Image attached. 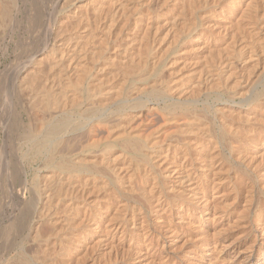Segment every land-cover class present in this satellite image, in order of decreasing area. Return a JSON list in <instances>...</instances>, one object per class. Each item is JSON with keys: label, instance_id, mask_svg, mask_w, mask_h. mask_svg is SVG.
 I'll use <instances>...</instances> for the list:
<instances>
[{"label": "bare ground", "instance_id": "obj_1", "mask_svg": "<svg viewBox=\"0 0 264 264\" xmlns=\"http://www.w3.org/2000/svg\"><path fill=\"white\" fill-rule=\"evenodd\" d=\"M9 1L0 0V30L6 42L3 51L14 42L24 49V55L3 69L4 74L13 75L6 81L9 89L18 91L8 99L15 103L24 90H30L29 103L37 120L30 135L36 137L32 139H36L37 152L41 149L40 153L49 154L54 170L45 177L42 189L43 202L49 208L43 205L47 208L44 211L42 206L37 226L36 211L27 213L31 216L35 212L30 222L25 220L30 232L22 236L20 256L26 251L22 244L27 241L34 245L31 258L36 262L37 257L39 264H221L230 248L239 249L253 236L250 253L241 261L253 258L255 264H264V203L260 200L261 206L254 204L257 189L264 193V89L258 88L264 80V0H54L51 7L57 13L45 17L44 38L38 49L36 29L50 12L47 3ZM158 1L175 10L167 14L169 26L175 30L168 45L164 36L173 29H164L165 35L161 36L164 22L154 13ZM200 9L209 12L200 17L205 32L200 29L203 34L198 31L202 35L194 39L191 36ZM235 19L238 29L232 26L237 29L238 41H226L236 46L225 51V44L223 52L216 41L226 40L227 26ZM23 27H27L28 34ZM123 33L122 43L119 36ZM180 42L187 49L183 51L179 45L177 55L184 54L191 61L198 59L194 60L198 65L186 60L180 69L176 68L180 74L174 76L175 82L171 77L170 83L166 81L169 68L174 73L179 58H172L169 68L163 65H168L166 58L172 46ZM161 65L166 75L170 73L165 77L164 71H158L162 79L157 77L155 82L154 71ZM213 95L216 100L226 95V102H222L238 110L241 119L244 115L246 122L240 119V126L224 118L233 137L226 146L237 164L219 149L214 121L210 127L212 120L206 119L209 122L205 123L200 119L204 115L201 112L200 118H191L185 112L188 107H197L202 96ZM83 99L90 101L85 102L86 108ZM156 115L163 121L160 124L156 120L160 125L151 128V134L172 124L173 130H168L180 131L183 137L179 133V138L171 141L168 137L146 145L145 135L135 128H144L146 122L154 125L156 117L160 120ZM164 129L168 135L170 132ZM119 142L123 148L119 152L128 157L117 154ZM76 145L80 151H99L82 156L76 164L58 160ZM8 160L5 232L7 246H14L16 235L23 229L30 188L23 159ZM142 161L150 167L144 168L143 178L139 174L144 180L136 183L132 171L139 169ZM80 170L87 174L79 176ZM248 170L252 174L244 176ZM93 174L102 176L96 179ZM131 202L138 204L130 213L129 207L135 205ZM63 208L65 218L58 214ZM252 211L256 215L250 219ZM80 226L81 236L75 235V240L73 232L78 234L80 230H75Z\"/></svg>", "mask_w": 264, "mask_h": 264}, {"label": "rangeland", "instance_id": "obj_2", "mask_svg": "<svg viewBox=\"0 0 264 264\" xmlns=\"http://www.w3.org/2000/svg\"><path fill=\"white\" fill-rule=\"evenodd\" d=\"M7 1V0H6ZM9 1V0H8ZM44 2L45 3H47V6H48V8H49V13H50V15H49V13L47 14V16H43V18H42V24H41V27L39 28V29H36V49H38L41 45L39 44V42H40V40H42L44 37V34L42 33L43 32V24H44V22H46V20L48 19H46L45 17H49V16H55L56 14L55 13H57V10H56V12H55V8L54 7H51V5H53L54 4V0H50V2H49V0H44ZM83 1H79V3H82ZM159 2L160 1H158V3L156 4V5H154V13H155V11H156V16L155 17H158V18H161V19H163L162 20V22L161 23H167V25L165 24L164 25V23H163V25L162 26H164L163 27V29H162V31L160 32V34H161V36L163 37L165 34H167V33H169L168 34V36L167 35H165L164 36V38H166L165 39V41H166V45H168L169 44V41H171V36H172V31H175L174 30V26L172 25L171 27H173V28H170V26L169 25H171L170 24V20L169 19H167V18H170V14H174V8L173 7H171V6H163L161 3V5L159 4ZM9 3H10V1H9ZM79 3H78V5H79ZM49 4V5H48ZM159 4V5H158ZM77 5V6H78ZM54 6V5H53ZM160 6V7H159ZM161 6H163V7H161ZM168 7V8H167ZM54 8V9H53ZM53 9V10H52ZM174 11H173V10ZM220 9V8H219ZM160 10V11H159ZM164 10V11H163ZM172 10V11H171ZM206 10V11H205ZM220 11H221V9H220ZM52 12V13H51ZM169 12H171V13H169ZM201 12V13H200ZM207 12H209L208 11V9H202V11H201V9L200 10H198V19L195 21V22H197L196 23V26H195V30H193L192 31V33H193V35H192V33L191 34H189L188 36L186 35L185 36V41H187L188 39H190L189 37L191 36V37H193L194 39H196V38H198V37H200L204 32H205V29L203 28V24L201 23L202 21V19L200 18L203 14H205V13H207ZM153 13V14H154ZM169 13V15L167 16V14ZM222 13V12H221ZM154 14V15H155ZM24 16V15H23ZM160 16V17H159ZM162 16H163V18H162ZM166 18V19H165ZM165 19V20H164ZM166 20H167V22H166ZM236 20L237 19H235L234 20V22L232 23H229L228 24V26H227V30L225 31V32H227V34H228V36H232L231 37V39L227 36L226 37V40H223L222 38H218L217 39V41H216V44H219L220 43V47H221V50L224 52V50L222 49V47H224V45L225 44H227V45H231V46H227V45H225L227 48L225 49V51H228V48H232V46H236V45H233V43H228V42H226V41H229L230 40V42H234V44H236L237 43V39L239 38V36H237L236 35V30L238 29V26L236 25V24H234V23H237L236 22ZM183 21V20H182ZM221 22V21H220ZM199 24V25H198ZM232 24L233 25H236V28L237 29H235V26L233 27L232 26ZM202 25V26H201ZM229 25H231L232 26V28H230V26ZM258 25H260V22L258 23ZM168 26V27H167ZM166 27V28H165ZM198 28V29H197ZM229 28V29H228ZM164 29H166L167 31H169L168 29H173V30H170V32H166V30H164ZM175 29H176V27H175ZM200 29H203V30H201L200 31ZM25 30V31H24ZM41 30V31H40ZM177 30V29H176ZM228 30H230V31H228ZM231 30L233 31L234 30V32H231ZM241 29H239L238 30V32L240 31ZM201 32L202 34H200L199 35V32ZM236 31V32H235ZM23 32L25 33V34H28V29H27V27H23ZM27 32V33H26ZM166 32V33H165ZM230 34H229V33ZM165 33V34H164ZM197 33V34H196ZM4 34V32H2L1 30H0V264H27L29 261H30V263H28V264H35L36 262L39 264V263H41V262H39L40 260L39 259H37V257H36V262H34L33 261V259L31 258L32 257V252H33V250H34V245L33 244H31V242H24L23 244H22V247H24L25 249H26V251H23V253L24 254H27V255H24V254H22L21 256H20V254H21V251L22 250H20V246H21V242H22V240H23V238H22V236L24 235V237L26 236V234H28L29 232H30V228H28V223L31 221V219L34 217V214H35V212L33 213V214H30L31 216H29L28 214L29 213H32L33 211H36V218H34L35 220H36V226H37V224L39 223V221H41V219H40V215H41V212L40 211H42V209H43V205H45L46 203L45 202H43V200L45 199L44 198V194L42 193V192H44L42 189H44L43 187H45V181L44 180H47L45 177H47L48 178V174H52L53 173V167H50L51 166V162H50V160H48V159H50V156H49V154L46 152V151H41V153H40V150H38L39 152H37V150H36V139H32V137H35V135L34 136H32V135H30V130H33L34 129V126L36 127V123H37V120H35V118H36V115L34 114L33 115V111H32V109H31V104L29 103V95H28V93L30 92V90H28V92L26 91V90H24V92L21 94V98L20 99H17V98H15V100H14V102L15 103H12L11 104V102H9L10 100L8 99V98H11V96L14 94V96L15 95H17V94H15V93H17L18 91L17 90H10L9 89V86L6 84L7 82V80H8V78H11V76H13V75H11V76H8V75H6V74H4V72H3V69L5 68V65L6 64H8V63H10V62H12V60H16V58H18V56L19 57H21L22 56V54H23V51H24V49H21L20 47L18 48V47H16V45H15V43L14 42H10L9 43V47H8V50L7 51H3L4 49H3V47H5L4 45H5V43L6 42H4V40L2 39V35ZM164 34V35H163ZM124 33L122 34V35H120L119 36V38L121 39V42L123 43V39H125V37H124ZM171 35V36H170ZM41 36V37H40ZM122 36V37H121ZM235 36V37H234ZM243 36H245V34H243ZM161 37V38H162ZM233 37H234V39H233ZM42 38V39H41ZM237 38V39H236ZM120 39H118L119 40V42H120ZM170 39V40H169ZM3 40V41H2ZM169 40V41H168ZM222 40L224 41V42H222ZM234 40H237V41H234ZM184 41V42H185ZM220 41V42H219ZM182 42H183V40H182ZM183 42V43H184ZM218 42V43H217ZM223 45H222V44ZM182 43L180 42V43H178L177 45L175 44L174 46H172V51H169V54H168V56H171L170 54H172V56L169 58L168 56H167V58H166V60H168L167 61V63L168 62H171V61H173V59L172 58H179V59H177V61L179 60V62H178V64H176L175 63V65H174V68H175V72H176V68H178V66L179 65H181V66H183V63H185V61L186 60H188V58L187 59H185V57L183 56L184 54H181V55H177L178 54V46L180 45L181 47V49L183 50V49H187V47L185 46V44L184 45H181ZM222 45V46H221ZM15 46V47H14ZM175 46H177V47H175ZM163 47H166V46H163ZM225 48V47H224ZM231 48L229 49V50H231ZM170 49V50H171ZM178 49V50H177ZM174 50V51H173ZM221 50H220V52H221ZM176 51V52H175ZM184 51V50H183ZM176 53V55H175V53ZM222 53V52H221ZM174 54V55H173ZM180 54V53H179ZM24 55V54H23ZM175 56V57H174ZM183 56V57H182ZM26 58V57H25ZM171 59V60H170ZM185 59V60H184ZM192 59H190V60H188V63H190L191 62V65H192V63H193V61L195 60V61H197L198 62V59H193V61H191ZM184 61V62H183ZM194 61V62H195ZM197 62H195L196 63V65H198V63ZM195 63L193 64V66L195 65ZM165 65H166V67H165ZM170 64L168 63V65L165 63L163 66L165 67V68H167L168 66H169ZM177 65V66H176ZM264 65V63L262 64V66ZM163 66L161 65V66H159V68L158 69H156V71H154V76H155V78L154 79H152L153 81H155L156 82V80L158 81L159 79H162V78H160V74L161 73H163V72H161V71H164V73H165V77L168 75V73H170L169 74V77L168 78H166V81H168V82H170V81H172V79H173V81L175 82V78H176V75L177 76H179L178 74H180V72H178V70H177V72H176V74H174L173 73V71L174 70H172L173 68H169V69H171V71L170 72H167V75H166V69H164L163 68ZM192 66V67H193ZM195 67V66H194ZM182 68V67H181ZM163 69V70H162ZM179 69H180V66H179ZM161 70V71H160ZM168 70V69H167ZM158 71H160V74H158L159 72ZM174 75H173V74ZM173 75V76H172ZM174 76H175V78H174ZM159 79H158V78ZM171 77H173L172 79H171ZM157 78V79H156ZM169 79H171V80H169ZM262 79H264V78H262ZM152 80H150L151 81V83H152ZM259 80V79H258ZM4 81H5V83H4ZM177 81V80H176ZM170 83H173V82H170ZM7 85V86H6ZM2 86V87H1ZM157 87V86H156ZM264 87V80H262L260 83H259V85H258V88H259V90H262V89H264L263 88ZM2 88V89H1ZM5 89V90H4ZM156 90H159V87H157L156 88ZM12 92V93H11ZM14 92V93H13ZM4 93H5V95H4ZM31 93V92H30ZM29 93V94H30ZM206 99L207 97L206 96H202L201 98H200V102H199V104H198V106L197 107H200V108H198L197 109V107H188L189 109V111L191 110V112H189V111H187V109H185V112H188L189 113V116L191 117V118H193V117H195V118H200L201 116H203V118H200V119H202V120H206V119H208V120H212V122L210 121H205V123H207L208 124V122H209V125L208 126H210L211 127V125L213 124V121H214V124L212 125L213 126V128H214V130L216 131V134L215 135H217V138H216V141H217V143H218V147H219V149L222 151V152H224V155L226 154V155H229V153H230V151H228V150H230L229 149V147H227L226 146V143L227 142H229L228 141V139L229 138H231L230 140H232V134L230 133V132H228L229 130L226 128V123H225V119H226V122L228 123L229 121V123H236V124H239V122L241 123V121L242 120H244V115H242V119L240 118V116H238V114L240 115V113L238 112V110H234L233 108H230V106H228V105H225L226 103H223V102H226L225 100H226V98H227V96L225 95V96H222V97H220L221 99H218V100H216L217 99V96H215V95H213V96H211V97H209V98H207L206 99V101H204L205 99ZM226 97V98H225ZM24 98H26L25 100H24ZM211 98V99H210ZM216 98V99H215ZM223 98V99H222ZM225 98V99H224ZM84 100V103L86 102V100L85 99H83ZM210 100V101H209ZM201 101H202V103H201ZM223 101V102H222ZM18 102V103H17ZM89 100H87V104H89ZM206 102H208V103H206ZM217 102V103H216ZM221 102V103H220ZM86 103L84 104V107L83 108H86ZM205 103V104H204ZM211 103V104H210ZM215 103V104H214ZM220 103V105H218ZM23 104V105H22ZM29 105V106H28ZM211 107H210V106ZM3 106V107H2ZM209 106V107H208ZM219 106V108H220V112L218 111V109L219 108H216V107H218ZM221 106V107H220ZM225 107L224 109H222L221 110V108H223V107ZM227 107H229V108H227ZM18 108V109H17ZM191 108V109H190ZM193 108V109H192ZM227 108V109H226ZM216 109V110H215ZM18 110V111H17ZM195 110H196V113H194L195 112ZM225 110V111H224ZM228 110H229V112H228ZM230 110H232V111H234L235 112V114H234V112H233V114L234 115H236V117L235 116H233V114H231V111ZM204 111V112H203ZM193 112V114H191ZM202 113V114H204V115H201V116H199V113ZM224 112H226V114L224 113ZM31 113V114H30ZM200 113V114H201ZM211 113V114H210ZM242 114V113H241ZM198 115V116H197ZM222 115V116H221ZM225 115V116H224ZM227 115V116H226ZM18 116V117H17ZM156 116H158V115H156ZM206 116V117H205ZM207 116H209V117H207ZM230 116V117H229ZM11 117V118H10ZM34 117V118H33ZM159 118H160V120H158V118L156 117L155 119H154V121H153V123H154V125L152 124V125H150L149 123L147 124V122L145 123V125L143 126L144 128H140V130L138 129L137 130V128H135L136 129V132H140V133H143L145 136H143V140H144V142H145V144L146 145H148V143H149V145L150 144H152L153 143V141H162V140H167L168 139V137H169V140L171 141L172 139H173V137L174 138H177V136H178V134L179 135H182V136H180V138H182L183 137V135L184 134H181V132L180 131H178L177 133L175 132H172V131H169L170 129L171 130H173V126H172V124H171V126L168 124V126L166 125V127H164L163 129L164 130H168L169 128V134L167 135L166 134V132L165 131H163V129L160 131H158V132H155V133H150L151 131H149V130H151V128H156L158 125H160L161 123H162V121L163 120H161L162 118L160 117V116H158ZM205 117V118H204ZM220 117H222V118H220ZM229 118V119H227V118ZM237 117H238V119L239 120H237L238 121V123L235 121V119H237ZM21 118H22V120H21ZM210 118V119H209ZM225 118V119H224ZM231 118H232V120H234V121H231ZM235 118V119H234ZM220 119L223 121H220ZM224 119V120H223ZM240 119H241V121H240ZM161 121L160 122V124H158V122L157 121ZM82 121H84V120H82ZM219 121V122H218ZM245 121V120H244ZM3 122H4V126H3ZM36 122V123H35ZM246 122V121H245ZM244 122V123H245ZM13 123V124H12ZM25 123V124H24ZM157 123V124H156ZM212 123V124H211ZM216 123V124H215ZM211 124V125H210ZM223 124V125H222ZM34 125V126H33ZM134 125H136V124H134ZM157 125V126H156ZM241 124H239V126H240ZM18 126V127H17ZM217 126V127H216ZM225 127V129H223V128ZM31 128V129H30ZM149 128V129H148ZM219 128V129H218ZM147 129V130H146ZM222 129H223V132H222ZM227 129V130H226ZM29 130V131H28ZM145 130V131H144ZM153 130V129H152ZM149 131V132H148ZM219 131V132H218ZM222 133H221V132ZM227 131V132H226ZM171 132H172V134H171ZM159 133V134H158ZM221 133V134H220ZM223 133H225V134H223ZM227 133H228V135L230 136H228L227 135ZM230 133V134H229ZM28 134H29V136H28ZM150 134V136H147V135H149ZM161 134V135H160ZM163 134H165V135H163ZM174 134H175V136H174ZM160 136V137H159ZM149 137V138H148ZM163 137V138H162ZM36 138V137H35ZM159 138V139H158ZM172 138V139H171ZM178 138H179V136H178ZM220 138H221V142H220ZM7 141H6V140ZM31 139V140H30ZM226 139V140H225ZM24 140H26V141H24ZM29 140H30V143H29ZM34 141V142H33ZM179 141H182V139L181 140H179ZM226 141V142H225ZM147 142V143H146ZM219 142L222 144L221 146H223V147H221L220 145H219ZM225 142V143H224ZM6 143V144H5ZM33 143V144H32ZM121 143H122V141H121ZM121 143L119 142L118 143V145H117V147H116V151H117V154L118 153H120V152H122V150H123V148L121 147L122 145H121ZM120 144V145H119ZM228 144V143H227ZM105 145V144H104ZM104 145H102V146H104ZM2 146V147H1ZM34 148H33V147ZM101 146V147H102ZM226 146V147H225ZM31 148L33 149L32 151H31ZM30 149V150H29ZM76 149V150H75ZM75 149L73 150V149H70V153H68V152H65L64 154H65V156L64 157H62V156H58V160L59 161H61V160H66V161H69L70 163L69 164H76L77 163V161H78V159H81L82 158V156L83 157H85V156H87L88 155V157H90V156H92V155H95V153L97 154L98 153V151H99V149L98 148H96V149H94L93 151H90V150H85V152L84 151H80V149H77V145L75 146ZM119 149V150H118ZM224 151H223V150ZM98 150V151H97ZM97 151V152H96ZM120 151V152H119ZM36 152L38 153V155H36ZM43 152H44V155H43ZM46 152V153H45ZM76 152V153H75ZM86 154H84V153ZM89 152V153H88ZM77 153H78V155H77ZM27 154V155H26ZM30 154V155H29ZM33 154V155H32ZM31 155H32V157H31ZM70 155V156H69ZM73 155H75V156H73ZM120 158L121 157H126L125 155H127L126 153L125 154H121L120 153ZM225 155V157H226V159H230L231 161H232V163L233 164H237V163H235V161H234V159L232 160V158L233 157H231L230 155L229 156H226ZM29 156V157H28ZM48 158H47V157ZM78 156L80 157V158H78ZM129 155H127V157H128ZM9 157V158H8ZM14 157H21L22 159H23V161H24V163H25V165L27 166V175H28V178H29V183H28V186H29V191H27V197H28V199H27V203L25 204L26 206L24 207L25 208V211H24V216L22 217V219L23 218H25V219H23L22 220V228L23 229H21V231L16 235V241H15V245L13 246H7V244H6V238H7V236H6V232H5V229H6V220H5V215H6V213H7V211H8V208H7V206H6V198H7V196H8V186H7V181H8V178H6V177H9V170L7 171V169H9V166L7 165L8 164V162H9V160L8 159H11V158H14ZM66 157H68L67 159H66ZM72 157H74V158H72ZM47 158V159H46ZM31 159V160H30ZM45 159V160H44ZM47 160V161H46ZM49 161V162H48ZM65 161V162H66ZM73 162V163H72ZM143 162V161H142ZM141 162V163H142ZM49 163H50V165H49ZM144 163L145 162H143L141 165V167L139 166V169L141 168H143L142 170L140 169V171H139V169L138 168H135L136 169V171L135 170H133V171H135V172H137V173H135V172H133L132 171V174H133V177L136 179H134L133 178V180L134 181H137L136 183H139L140 181H143L140 177L142 176V178L144 177V172L143 171H145L144 170V168L146 169L147 167H150V165H146V163H145V166L146 167H143V165H144ZM48 164V165H47ZM7 166V169L5 168ZM44 167V168H43ZM137 167V166H136ZM48 168H50V170L48 169ZM51 169L53 170V171H51ZM137 169H138V171H137ZM146 170H148V169H146ZM52 173H51V172ZM59 171V170H58ZM142 171V172H141ZM249 171H251V170H248L247 171V174H244V176H247L248 177V174H252V172H250V173H248ZM6 172V173H5ZM41 172V173H40ZM50 172V173H49ZM36 173V174H35ZM143 174V175H141L140 177H139V174ZM45 174V175H44ZM74 174L76 175V176H84V175H86L87 173L85 172V171H82V173H81V170L79 171V172H77V174H76V172H74ZM81 174V175H80ZM106 174H107V177L109 176V174L106 172ZM8 175V176H7ZM96 175H98L97 177H96ZM136 177H135V176ZM50 176V175H49ZM92 176H94L96 179L98 178V179H100V177L102 176L101 174H93ZM100 176V177H99ZM44 178V179H43ZM109 178H111V175H110V177ZM140 178V179H139ZM242 178V177H241ZM139 179V180H138ZM41 182V183H40ZM135 183V182H134ZM44 184V186H42ZM18 187H20V185H18ZM39 187V188H38ZM33 188V189H32ZM36 188V189H35ZM17 188L15 187V190H16ZM34 191V192H33ZM260 192V193H259ZM28 193H29V195H28ZM255 193H257L258 194V197H256L257 196V194H255ZM254 193V204H257V205H259L260 204V202H261V204H263L264 202V195H262V194H264V193H262L259 189H257V191ZM39 194V195H38ZM32 196V197H31ZM6 197V198H5ZM42 197V198H41ZM32 198V199H31ZM44 198V199H43ZM29 200V201H28ZM257 200V201H256ZM261 200V201H260ZM45 201H46V199H45ZM257 202V203H256ZM55 203V202H54ZM28 204V205H27ZM30 204V205H29ZM132 204H135V205H132ZM138 203L137 202H131V205L132 206H130L129 207V210H130V213H131V209H133L132 207L133 206H136ZM33 205V206H32ZM35 205V206H34ZM47 206H45V207H48L49 208V205L48 204H46ZM257 205H255L256 207H258ZM30 206H31V208H30ZM43 206V207H42ZM259 206H261V205H259ZM29 207V209L27 210V208ZM44 207V211L47 209V208H45ZM37 209V210H35V209ZM30 210V211H29ZM61 209H59L58 210V212H61V213H58V214H60L61 215V217H63V218H65L66 217V214H62V212H64V208L62 209V211H60ZM12 211H13V209H12ZM29 211V212H28ZM254 212H255V210H253ZM251 212L250 214H249V218L250 219H253L254 218V216L256 215V213H254V212ZM5 212V213H4ZM40 213V215H39V213ZM4 213V214H3ZM28 213V214H27ZM37 214H38V216H37ZM253 214V215H252ZM29 216L28 218H27V216ZM63 215V216H62ZM38 217V218H37ZM40 219V220H39ZM28 220L29 222H26V221ZM77 221H79V219H77ZM26 222V223H25ZM38 222V223H37ZM81 222V221H80ZM79 222V223H80ZM24 223V224H23ZM76 223H78V222H76ZM24 226V227H23ZM27 227V228H26ZM83 226H80V227H78L76 230H75V232H77V231H79V232H77L78 234H76V233H74L73 232V239H75L76 240V237L78 236V235H80L81 236V230L83 229L82 228ZM26 231L28 232V233H26ZM23 232V233H22ZM71 233V232H70ZM75 235H76V237H75ZM18 236H20V237H18ZM80 236H78V237H80ZM77 237V238H78ZM22 238V239H21ZM253 239V236H250L249 238H248V240H247V243H245V245L243 244L242 246H240L239 247V249L238 248H230V250L229 251H231L230 253H226L225 254V259H224V261L221 263V264H255V259H253L252 258V260H246V261H241L243 258H244V256H245V254L246 253H250V252H248V251H250L251 249V244H250V241ZM18 240V241H17ZM74 240V241H75ZM249 242V243H248ZM253 242V240L251 241V243ZM92 243H94V242H92ZM36 250L38 251V249H39V243H38V241L36 242ZM249 244H250V246H249ZM253 244V243H252ZM31 245V246H30ZM33 245V246H32ZM246 245H248V246H246ZM39 246V247H38ZM33 247V248H32ZM31 248V249H30ZM247 248V249H246ZM28 249V250H27ZM249 249V250H248ZM242 250V251H241ZM37 251H36V256L38 255V253H37ZM27 252H29V253H27ZM241 252V253H240ZM27 256V257H26ZM226 256H227V258H226ZM18 257H23L22 259L21 258H18ZM16 258V259H15ZM27 258H29V259H27ZM21 259V260H20ZM26 259L28 260L27 262H26ZM10 260V261H9ZM17 260H19V261H17ZM25 260V262H23ZM33 261V262H32ZM32 262V263H31ZM241 262V263H240ZM36 263V264H37Z\"/></svg>", "mask_w": 264, "mask_h": 264}]
</instances>
